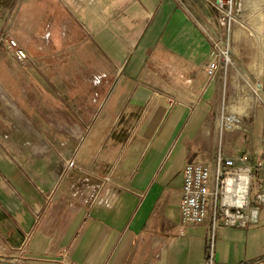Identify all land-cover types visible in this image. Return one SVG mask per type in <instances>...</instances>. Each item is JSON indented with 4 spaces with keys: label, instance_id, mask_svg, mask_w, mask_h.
I'll use <instances>...</instances> for the list:
<instances>
[{
    "label": "crops",
    "instance_id": "0c3cea01",
    "mask_svg": "<svg viewBox=\"0 0 264 264\" xmlns=\"http://www.w3.org/2000/svg\"><path fill=\"white\" fill-rule=\"evenodd\" d=\"M23 6L41 75L24 111V75H12L22 63L0 44V263L207 264L209 223L180 216L184 169L214 170L219 155L264 163V0H235L233 64L214 76L212 41L227 35L215 8L189 0ZM74 57L90 67L46 75ZM82 179L105 183L108 203L74 198ZM214 251L220 264H264V208L253 227H219Z\"/></svg>",
    "mask_w": 264,
    "mask_h": 264
},
{
    "label": "built area",
    "instance_id": "2783aa9c",
    "mask_svg": "<svg viewBox=\"0 0 264 264\" xmlns=\"http://www.w3.org/2000/svg\"><path fill=\"white\" fill-rule=\"evenodd\" d=\"M234 4L235 0H216L213 4L227 35L212 41V61L207 66L209 76L217 74L220 64L224 70L233 64L229 32L235 21ZM0 41L5 43L6 49L17 62L28 60L26 50L9 34H3ZM227 122L231 123L233 119ZM75 166L74 159L67 162L68 168ZM263 173V161L251 163L247 156L227 158L219 155L214 170L198 163L186 165L180 216L185 225L209 223L211 240L207 264H220L216 261L214 251V237L219 227L248 229L260 222L264 208V186H255L254 182ZM105 185L91 184L88 179L78 180L72 187V195L80 201L105 204L110 199L108 194H103Z\"/></svg>",
    "mask_w": 264,
    "mask_h": 264
},
{
    "label": "rangeland",
    "instance_id": "374dc122",
    "mask_svg": "<svg viewBox=\"0 0 264 264\" xmlns=\"http://www.w3.org/2000/svg\"><path fill=\"white\" fill-rule=\"evenodd\" d=\"M192 2L193 6H199V7H205L207 9L214 10V6L212 5L213 0H189ZM24 0H16L14 6L10 10H5L0 12V37L3 36L4 32H8L9 34L15 41H17L19 44L20 42H28L29 46H33V54L28 53L26 48L20 44V46L26 50L28 53V60L25 62H22V65H14L12 66V75L16 77L15 79L19 78V75H24V111L27 110L28 107L34 106L35 105V89H36V82H35V75H41L38 70L37 66L31 62L30 58L36 55V40L35 39H30L27 36V33H24ZM23 9L21 12L20 10ZM20 12V13H19ZM35 10L34 14L32 16L31 23H35ZM20 41V42H19ZM0 44H4L3 42L0 41ZM37 49V48H36ZM7 55L13 59L15 62L16 60L12 57L10 54L9 50H6ZM80 59V58H79ZM82 60V59H80ZM81 62V63H77ZM24 65V66H23ZM89 65L84 64L83 61H79L78 58H73V61L66 63L64 67L57 68L58 71L53 70V65H48L45 68L46 75H53L54 72H58L56 75H74L75 71H80V70H86L89 68ZM86 68V69H84ZM94 69L98 68L94 65ZM87 72V71H86ZM83 73V72H82ZM97 73V72H96ZM95 72L91 76H95ZM88 74V72L86 73ZM84 74V75H86ZM32 89L33 91V96L31 94H28L26 91ZM27 116V115H25ZM24 121L26 119L24 118ZM255 184V182H254Z\"/></svg>",
    "mask_w": 264,
    "mask_h": 264
},
{
    "label": "trees",
    "instance_id": "16d2710c",
    "mask_svg": "<svg viewBox=\"0 0 264 264\" xmlns=\"http://www.w3.org/2000/svg\"><path fill=\"white\" fill-rule=\"evenodd\" d=\"M15 2L16 0H0V12L10 10L14 6Z\"/></svg>",
    "mask_w": 264,
    "mask_h": 264
},
{
    "label": "water",
    "instance_id": "95a60500",
    "mask_svg": "<svg viewBox=\"0 0 264 264\" xmlns=\"http://www.w3.org/2000/svg\"><path fill=\"white\" fill-rule=\"evenodd\" d=\"M0 264H4V263H0Z\"/></svg>",
    "mask_w": 264,
    "mask_h": 264
}]
</instances>
